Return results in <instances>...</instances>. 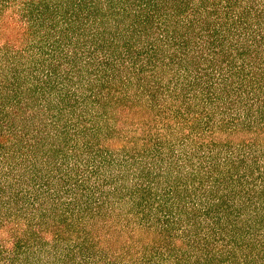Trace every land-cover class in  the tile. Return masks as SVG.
<instances>
[{"label":"trees","instance_id":"1","mask_svg":"<svg viewBox=\"0 0 264 264\" xmlns=\"http://www.w3.org/2000/svg\"><path fill=\"white\" fill-rule=\"evenodd\" d=\"M0 264H264V0H0Z\"/></svg>","mask_w":264,"mask_h":264}]
</instances>
